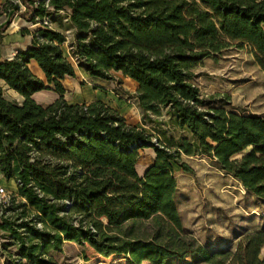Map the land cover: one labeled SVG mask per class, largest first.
Returning a JSON list of instances; mask_svg holds the SVG:
<instances>
[{"label": "trees", "instance_id": "16d2710c", "mask_svg": "<svg viewBox=\"0 0 264 264\" xmlns=\"http://www.w3.org/2000/svg\"><path fill=\"white\" fill-rule=\"evenodd\" d=\"M50 6L54 10L44 0H7L0 7V20L6 15L1 31L17 14L32 23L45 17L59 23L22 29L32 34V45L0 60V81L24 97L10 100L0 85V172L15 182L12 202L22 199L10 208L17 216L0 222L18 244L14 264H57L48 253L66 241L105 257L122 254L129 264H182L191 256L199 264H264V227L243 234L235 249H211L190 234L174 173L175 165L193 172L183 155H205L237 179L256 206L264 205V114L204 98L194 83V69L232 44L249 45L264 71V3L50 0ZM67 9L65 25L60 10ZM65 43L90 78L107 81L120 72L138 83L142 126L100 99H65L64 80L76 76ZM31 60L45 80L31 71ZM41 90L59 97L41 104L33 98ZM146 147L156 156L140 175L139 150Z\"/></svg>", "mask_w": 264, "mask_h": 264}, {"label": "rangeland", "instance_id": "374dc122", "mask_svg": "<svg viewBox=\"0 0 264 264\" xmlns=\"http://www.w3.org/2000/svg\"><path fill=\"white\" fill-rule=\"evenodd\" d=\"M257 1L264 3V0ZM60 16H63L65 25L70 22L68 15L61 13ZM51 24L59 26L56 21H51ZM72 31L69 29L65 32L70 37ZM63 50L76 68L72 83L65 84L69 90L65 94L69 102H91L96 94L106 93V104L117 108L122 106L125 114L138 118L140 112L135 98L136 83L118 73H114V77L107 81L94 80L76 65L69 53L68 43L63 45ZM194 71L197 74L194 83L204 98L224 99L231 107L240 108L246 113L264 114V71L258 65L249 45L232 44L215 58L207 57ZM6 96L11 100L18 97L13 93H6ZM35 98L45 102V105L55 99L50 92L36 95ZM148 130L151 132L149 128ZM249 150L250 148L244 152ZM149 152L151 151L142 155L143 163L139 164L141 171L150 160ZM240 156L241 154L236 157ZM182 158L193 172L184 171L175 165L174 173L178 180L177 204L185 227L200 243L211 249H235L243 234L264 227V205L256 206L237 179L218 168L205 155H183ZM2 183L8 193L0 197V205L3 207L0 222L2 216L15 218L17 213L10 208L22 202L18 197L12 202L16 191L14 181L4 180ZM17 250L15 240L0 228V264H14ZM261 256L264 258V247ZM48 258H52L57 264H129L128 257L122 254L105 257L88 244L68 241L63 243L61 250H50ZM180 262L199 264L200 261L191 256ZM23 263L26 264V261L23 260Z\"/></svg>", "mask_w": 264, "mask_h": 264}, {"label": "crops", "instance_id": "0c3cea01", "mask_svg": "<svg viewBox=\"0 0 264 264\" xmlns=\"http://www.w3.org/2000/svg\"><path fill=\"white\" fill-rule=\"evenodd\" d=\"M7 0H0V7L6 2ZM6 22V15L4 17L1 18L0 20V26ZM27 28L30 30V32L34 31L37 26L35 25V23H32L30 21H27L26 19H24L23 17H21L20 15H15L11 21V23L3 30L1 31L0 29V60H5V59H12L14 57V55L21 49H27L32 45V34L31 33H23L22 29ZM31 71L38 76L41 79H46L45 73L44 71L41 69V67L39 66V64L35 61V60H31L30 63L28 64ZM122 76H124L122 73L120 72H116ZM74 77H66L64 80V85L67 82L72 83V79ZM125 79H130L132 80L134 83H136V87L138 88V83L131 79L130 77H125ZM0 85L3 86V91H4V96L6 98H8L6 96V93H13V95H17L18 97L15 99L19 102H22L24 100V97L22 95H20L18 92H16L13 89H10L7 85L4 84L3 81H0ZM67 88V86H66ZM68 90V88H67ZM69 91V90H68ZM52 93L55 97V99H57L59 97V94L55 91L52 90H41L38 92H35L33 94V98L41 103L44 104L45 102H40L38 101L35 96L36 95H42L44 93ZM107 94L109 95V93L107 92ZM106 98V93H98L96 94V98L94 100L100 99L102 101H104V99ZM9 99V98H8ZM54 99V100H55ZM65 99L67 100V97L65 96ZM11 100V99H10ZM68 101V100H67ZM79 101H75L72 103H76ZM92 102V101H91ZM46 104H49L48 102H46ZM113 107V106H112ZM114 108L118 109V111L126 118L127 123L132 124V125H138V126H142V121H141V111L139 109V114H138V118H131L128 114H125V112L122 110V106L118 107L114 106ZM139 108V107H138ZM147 151H151L150 153V160L147 162L146 166L143 168V170L141 171L139 169V164L142 162L141 159H143L142 155L147 152ZM139 159L137 162V170L139 172L140 175H144V173L146 172L147 168L151 165V163L153 162V159L156 156L155 150L151 147H146L143 149L139 150ZM143 163V162H142Z\"/></svg>", "mask_w": 264, "mask_h": 264}, {"label": "built area", "instance_id": "2783aa9c", "mask_svg": "<svg viewBox=\"0 0 264 264\" xmlns=\"http://www.w3.org/2000/svg\"><path fill=\"white\" fill-rule=\"evenodd\" d=\"M17 1H19V0H17ZM44 2H45V5L49 9L54 10V8L52 6H50V0H44ZM20 5H21L22 8H24V6L22 4H20ZM70 12H71L70 9L60 10V13H64V14L70 13ZM36 24H38L40 26H43V27H47V28H52L53 27L52 24H51V21L47 17L43 18L42 21H39V22L35 23V25ZM154 141H157V140L154 139ZM4 180L5 179H4L3 175H2V173L0 172V197H4L8 193L6 188H5V186H4V184L2 183ZM1 213H2V210H0V214ZM34 223L37 226V228H39V229H43L44 228V225H43V223L41 221L36 219Z\"/></svg>", "mask_w": 264, "mask_h": 264}]
</instances>
